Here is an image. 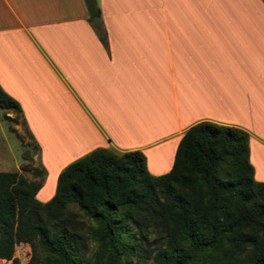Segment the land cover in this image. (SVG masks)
Returning <instances> with one entry per match:
<instances>
[{
  "label": "crops",
  "instance_id": "0c3cea01",
  "mask_svg": "<svg viewBox=\"0 0 264 264\" xmlns=\"http://www.w3.org/2000/svg\"><path fill=\"white\" fill-rule=\"evenodd\" d=\"M96 1L104 42L84 0H0V86L36 164L56 182L96 148L139 150L162 175L210 121L248 132L264 182V0Z\"/></svg>",
  "mask_w": 264,
  "mask_h": 264
},
{
  "label": "trees",
  "instance_id": "16d2710c",
  "mask_svg": "<svg viewBox=\"0 0 264 264\" xmlns=\"http://www.w3.org/2000/svg\"><path fill=\"white\" fill-rule=\"evenodd\" d=\"M84 1L99 17L97 1ZM0 108L22 112L1 86ZM249 156L248 132L202 121L162 175L139 150L96 148L65 167L41 202L42 182L23 173L37 169L0 171V259L22 242L32 249L28 264H131L144 252L155 264H264V182ZM71 208L93 223L91 253Z\"/></svg>",
  "mask_w": 264,
  "mask_h": 264
},
{
  "label": "rangeland",
  "instance_id": "374dc122",
  "mask_svg": "<svg viewBox=\"0 0 264 264\" xmlns=\"http://www.w3.org/2000/svg\"><path fill=\"white\" fill-rule=\"evenodd\" d=\"M37 153L38 147L33 142L32 137L24 125L21 115L14 111H5L4 109L0 108V171H21V169L24 168L31 170L34 167V169H37V172L32 170L28 172L26 171L23 172L24 175L28 179L40 180L42 182L41 188L45 186L44 192L46 193V196L51 191H54V195L59 174L56 176V182H54V177H51L50 174H47L46 170H41L40 166L36 164L35 158ZM65 167H63V169ZM51 197L48 200H50ZM71 210L75 213V218L80 223L79 225L81 226V231L86 237L88 244L86 252L87 254L91 253L94 249V243L90 240V231L93 227V223L90 221V219H87L85 216H83L81 212L76 211L74 208H71ZM153 236L154 233L150 234V239H152ZM31 255V247L26 243L19 242L15 245L12 257L10 259H0V264H28ZM125 262L126 259L124 258L123 264H125ZM131 264L155 263L153 262L152 258L148 256L146 252H144L140 256L131 257Z\"/></svg>",
  "mask_w": 264,
  "mask_h": 264
},
{
  "label": "water",
  "instance_id": "95a60500",
  "mask_svg": "<svg viewBox=\"0 0 264 264\" xmlns=\"http://www.w3.org/2000/svg\"><path fill=\"white\" fill-rule=\"evenodd\" d=\"M92 24H93L94 26H98V25L100 24V19H99V17H95V18H93V19H92Z\"/></svg>",
  "mask_w": 264,
  "mask_h": 264
}]
</instances>
